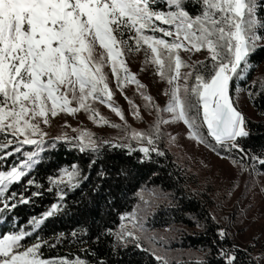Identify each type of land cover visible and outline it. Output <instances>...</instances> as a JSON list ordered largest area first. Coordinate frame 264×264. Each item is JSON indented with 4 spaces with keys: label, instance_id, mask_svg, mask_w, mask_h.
Instances as JSON below:
<instances>
[{
    "label": "snow or ice",
    "instance_id": "6c2138e0",
    "mask_svg": "<svg viewBox=\"0 0 264 264\" xmlns=\"http://www.w3.org/2000/svg\"><path fill=\"white\" fill-rule=\"evenodd\" d=\"M261 12L264 0H0V215L42 195L39 189L44 186L31 172L46 146L55 147L56 141L63 140L86 157L83 169L73 163L47 177L48 185L55 186L57 202L39 217H32L29 230L0 234V264H127L125 257L133 251L150 253L157 264H169L163 255L145 246L146 240L155 237L146 234L135 208L120 213L115 227L98 224L94 231L73 229L68 234L54 233L49 239L37 231L45 218L64 206L67 193L63 189L80 188L84 181L91 184L90 174L102 160L104 146L126 149L127 155L137 152L138 163L151 161L153 153L164 157L157 142L165 136L174 142V136L162 131L169 123L182 122L189 139L228 160L238 173L248 172L252 179L245 182L246 191L258 185L256 177L264 176V147L254 151L246 143L250 137L247 120L232 93L241 92L235 81H246L254 67L249 57L264 49ZM97 45L103 50L99 57L95 55ZM141 48L145 62L168 85L164 107L153 102L125 62V51ZM201 50L206 52L204 59L191 60V53ZM181 51L189 53L188 60L182 59ZM105 63L122 94L125 84L137 86L144 107L156 113L153 123L141 131L129 130L125 121L126 143L98 138L87 129H72L75 136L61 134L46 141L48 134L41 125L47 126L50 116L59 112L75 114L83 109L94 123L109 124L91 106L93 101L125 119L121 108L113 106V93L102 70ZM182 67L187 71L182 73ZM244 90L254 101L264 93V79L258 87L255 80L247 83ZM125 99L133 116L140 118L138 106L127 96ZM25 146H32L31 150ZM95 171L99 181L112 179L102 163ZM116 175L126 177L127 171L121 167ZM22 180L20 191L10 190ZM236 187L238 182L232 181L226 194L231 196ZM260 192L264 193V185ZM91 193L109 206L115 198L102 183L91 184ZM139 195L143 201L142 193ZM210 219L219 225L215 216ZM197 226L203 227L199 222ZM213 237L208 252L215 249L216 264H241L237 253L248 257L244 264L264 260V253L253 257L245 249L229 245L231 233L224 227L217 226ZM65 242L75 245L76 251L43 258L42 246L55 248ZM196 264L209 262L198 259Z\"/></svg>",
    "mask_w": 264,
    "mask_h": 264
},
{
    "label": "trees",
    "instance_id": "16d2710c",
    "mask_svg": "<svg viewBox=\"0 0 264 264\" xmlns=\"http://www.w3.org/2000/svg\"><path fill=\"white\" fill-rule=\"evenodd\" d=\"M260 14L264 15V12ZM183 59L188 60L189 57H183ZM249 60L254 67L246 74V81L237 79L235 83L240 85V93L246 95L252 110L251 116L243 114L247 120V129L250 131V137L246 143L255 151L264 147V93L258 94L252 101L248 99L247 91L244 89L245 85L253 80L257 81L258 87L259 81L264 79V49H258L249 57ZM232 95L236 100L235 90ZM100 138L108 139L105 136ZM45 140L51 142L53 138H45ZM108 140L117 142L113 139ZM133 146L136 145L133 144ZM31 147L25 146V150H31ZM157 147L165 152L164 157H157L153 153L151 161L138 163L139 153L133 152L127 155L126 149L104 146L102 160L93 166L89 179L91 184L102 183L103 187H110V190L115 193L112 204L109 206L105 204L102 197L94 196L91 193L89 181H84L80 188L72 191L63 189L67 193L64 197V206L53 216L44 219L37 230L38 234L44 239H49L54 233L68 234L73 229L89 228L94 231L98 224L107 223L115 227L119 223L120 213L131 212L135 208L147 232L154 233L164 230L170 232L167 237L157 238L158 244L171 251L196 253L191 258L168 260L169 264H196L198 259L206 260L209 264H216L213 258L215 249L213 248L209 253L208 248L211 247L210 241L214 238L213 233L217 226L224 227L231 233L229 245L235 244L252 256L251 247L239 246L227 227L220 222L217 225L210 219L212 216L210 210L213 206L210 194L196 188L186 171L176 162L173 154L164 144ZM40 155L41 159L32 170L31 177L44 186L39 189L42 195L32 198L28 204H18L14 209L0 215V234L18 231L21 228L29 230L28 221L34 216L39 217L52 203L57 202L55 186L48 185L47 177L57 175L59 168L70 167L73 163L83 169L86 163V157L75 149L69 148L63 140L56 141L55 147L46 146ZM11 160L10 157L9 161ZM101 163L112 177L111 180H98L95 169ZM121 167L126 169L127 176L118 178L116 173ZM261 170L264 171V169ZM22 183L23 180L13 184L10 190L20 191ZM48 187H52L53 191H48ZM141 193L144 197L143 201L140 199L139 194ZM27 194L25 192V195ZM143 204L145 207L142 208ZM139 207L142 211L138 209ZM197 222L203 227H198ZM25 239L30 242L32 238ZM75 251L76 246H70L66 242L63 246L58 245L55 248L43 246L41 248L43 258L67 255ZM237 259L244 264L248 257L243 253H237ZM125 260L127 264H157L150 253L141 251L131 252L130 257L126 256Z\"/></svg>",
    "mask_w": 264,
    "mask_h": 264
},
{
    "label": "rangeland",
    "instance_id": "374dc122",
    "mask_svg": "<svg viewBox=\"0 0 264 264\" xmlns=\"http://www.w3.org/2000/svg\"><path fill=\"white\" fill-rule=\"evenodd\" d=\"M103 50L96 46L95 55L100 56ZM181 57L188 58L189 53L181 51ZM206 55L205 50L191 53V60H203ZM106 58V54H105ZM125 62L129 70L136 75V78L146 86L144 91L153 97L155 104L164 107L168 101V96L164 94L168 88L166 81L162 80L155 73V68L151 63L145 62L144 48L136 52L125 51ZM103 72L107 76V82L111 89L113 106H119L124 113L125 119L122 121L111 109L99 101H93L91 106L97 110L100 116H103L109 124H96L88 118V114L83 109L75 114L59 112L57 116L49 118L47 126L41 125L43 130L48 134L45 138L51 139L61 134L71 136L77 134L72 129H87L95 134L96 137L102 136L108 139L117 140L126 143L124 139L125 132L123 125L125 121L129 130H147L156 117L154 110L144 107V100L137 90L134 83L124 85L123 94L117 87V82L111 74L110 66L105 63ZM187 71L181 68V72ZM127 96L139 108L140 118L133 116L132 110L125 99ZM237 105L240 110L252 115L251 107L248 104L247 97L244 93L236 96ZM72 106H75L73 102ZM167 117V114H164ZM111 124L121 125V127H111ZM162 131L175 137L174 142H169L167 137H162L157 146L164 144L173 154L176 162L186 171L192 182L198 189L208 192L213 200L211 207L212 216L227 227L233 234L234 240L243 248L251 247L252 256H259L264 253V193L260 192V186L264 185V176H258V185L250 186L246 191L245 182L250 181L252 177L248 172L238 173V169L231 165L226 159H220L205 145L198 144L195 140L189 139L186 134V126L182 122H173L162 126ZM135 144V141L132 142ZM232 181L238 182L231 196L226 194L231 187ZM246 193V194H245ZM145 207L143 204L142 208ZM142 208L138 209L142 211ZM227 219H224V218ZM148 236L155 237L154 240L145 241V245L163 255L167 260H178L182 258H191L196 253L190 251L168 250L157 243V238L167 237L170 232L167 230L146 233ZM251 245H254L252 247ZM198 255V254H197ZM264 264V260L260 261Z\"/></svg>",
    "mask_w": 264,
    "mask_h": 264
}]
</instances>
